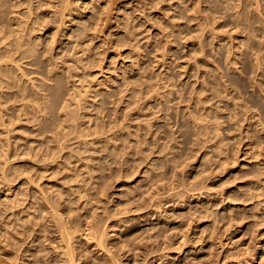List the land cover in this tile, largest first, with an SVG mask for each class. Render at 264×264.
<instances>
[{"label": "rangeland", "instance_id": "1", "mask_svg": "<svg viewBox=\"0 0 264 264\" xmlns=\"http://www.w3.org/2000/svg\"><path fill=\"white\" fill-rule=\"evenodd\" d=\"M68 2L63 22L39 0H0V98H11L10 108L0 99L7 112L0 143L20 146L11 177L21 174L13 167L28 168L37 182L0 178V257L6 264L17 257L12 234L28 219L20 203L29 188L36 200L47 195L56 207L62 200L64 216L73 207L65 219L75 220L69 230L81 229L72 233L81 254L94 249L81 235L93 223L100 232L108 227L106 244L121 241L117 251L129 240L133 250L118 253L122 264H264V0ZM21 108L30 118L18 115ZM8 199L15 208L8 210ZM34 208L31 222L45 223L43 207ZM51 235L45 246H23L24 263H16L34 264L42 246L50 256L60 234Z\"/></svg>", "mask_w": 264, "mask_h": 264}, {"label": "bare ground", "instance_id": "2", "mask_svg": "<svg viewBox=\"0 0 264 264\" xmlns=\"http://www.w3.org/2000/svg\"><path fill=\"white\" fill-rule=\"evenodd\" d=\"M38 1V0H37ZM42 1H44V0H39V2L41 3H38V4H40L41 5V7H40V5H39V7L40 8H48V6H50L49 8H54V10L56 9L57 10V13L59 12L61 15L60 16H62L61 17V19L63 18V22H64V18H66V16H68L67 15V13H66V11H68V7H70V2H72V1H70V2H68L69 0H59L60 1V3H59V5L57 6L56 4H53V2L54 1H56V0H51V1H49V0H46V1H49V3L47 4V6L46 7H44V5L42 4ZM45 1V2H46ZM35 2V1H34ZM67 2V3H66ZM20 3H21V1H20ZM32 4H34V3H32ZM63 4H65V5H63ZM66 5H69V6H66ZM27 6H29V4L27 5ZM32 8H34V6L33 7H30L29 9L31 10V13H33L34 11H32L33 9ZM40 8H37L36 10H39ZM47 10V9H46ZM55 10V11H56ZM48 11V10H47ZM54 11V12H55ZM69 12V11H68ZM35 13V12H34ZM33 13V14H34ZM38 13V12H37ZM39 13H41L42 14V12H39ZM45 13H47V12H45ZM44 13V14H45ZM71 13H72V11H71ZM41 14H38V15H41ZM74 14V13H73ZM32 15V14H31ZM51 15V14H50ZM71 15V14H70ZM34 16V15H33ZM37 16V15H36ZM36 16H34V18H37ZM51 16H55V18H59V17H56V15L55 14H53V15H51ZM50 16V17H51ZM57 16H58V14H57ZM41 17H42V15H41ZM45 17H47V16H45ZM49 17V18H50ZM43 18V17H42ZM49 18H44L45 20H44V25H45V27L47 26L46 24H50L49 22ZM38 19H39V17H38ZM38 19L35 21L34 19V21L37 23L38 22ZM54 19V18H53ZM53 19H52V21H53ZM60 19V18H59ZM32 20V21H33ZM47 20V21H46ZM57 20V19H56ZM30 21H31V19H30ZM39 22H40V20H39ZM38 22V23H39ZM47 22V23H46ZM33 23V22H32ZM35 23V24H36ZM37 23V24H38ZM41 23H42V21H41ZM40 23V25L38 24L37 26H40V27H38L39 29L41 28V27H43V25ZM62 23V22H61ZM35 24H33L34 26H36ZM84 24V23H83ZM86 24V23H85ZM60 25V24H59ZM58 25V26H59ZM73 25V24H72ZM37 26H36V28H37ZM61 26V25H60ZM49 27V26H48ZM91 27V28H90ZM97 27H98V22H97V26L95 25V28L97 29ZM44 28V27H43ZM42 28V29H43ZM60 28V27H59ZM95 28L94 27H92L91 25H89V28H86V29H88L90 32H91V30L94 32V33H96V31L97 30H95ZM46 29V28H45ZM86 29H84V28H81V30H84V32L86 33H83V31H82V33L84 34L83 36H87V34H89V33H87L88 32V30H87V32L85 31ZM91 29V30H90ZM94 29V30H93ZM40 31V30H39ZM61 31V30H60ZM56 32H57V30H56ZM56 32H54V33H56ZM67 32V31H66ZM72 32H74L73 33V36H74V34L75 35H77L78 37H79V35L81 34H77V32L76 31H72ZM53 33V32H52ZM94 33H92V34H89V35H91V37H92V35L94 34ZM69 34V33H68ZM53 35V34H52ZM55 35V34H54ZM53 35V36H54ZM57 35V34H56ZM55 35V36H56ZM88 35V36H89ZM52 36V37H53ZM66 36V35H65ZM72 36V37H73ZM93 36H95V35H93ZM75 37V36H74ZM80 37H82V35L80 36ZM90 37V38H91ZM77 37H75V39H76ZM88 38V37H87ZM96 38V37H95ZM94 38V39H95ZM56 38H54V39H52V41L53 40H55ZM77 39H79V38H77ZM84 37L80 40V41H83L84 42ZM92 40H94L93 39V37L91 38ZM64 40V39H63ZM78 40V41H79ZM85 40H86V37H85ZM87 40H89L90 41V39H87ZM91 40V41H92ZM96 40V39H95ZM79 41V42H80ZM90 41V42H91ZM87 42V41H86ZM93 42V41H92ZM52 43H54V41L52 42ZM84 44V43H83ZM51 46H53V45H51ZM79 46H81L80 44H79ZM89 47V46H88ZM53 48V47H52ZM90 48V47H89ZM88 48V49H89ZM82 49V48H81ZM19 51H21V50H18V52ZM21 53H23V54H25L26 52H21ZM55 54V53H54ZM91 57V56H90ZM87 59H90V58H87ZM83 61V60H82ZM90 61V60H89ZM90 62H92V61H90ZM82 63V64H81ZM80 64L81 65H83V64H85V62L83 63V62H81ZM86 63H87V61H86ZM79 64V62L78 63H76L75 65L76 66H78V65H80ZM88 64V63H87ZM89 64H93V63H89ZM86 65V64H85ZM85 65H83V67H87V66H85ZM83 67H81L82 69H84ZM67 68H69V67H67ZM78 68V67H77ZM71 69V68H70ZM69 71V70H68ZM245 72H247L246 70H245ZM2 80V79H1ZM241 84V83H240ZM7 85V87L8 88H10L11 86L10 85H8V84H6ZM3 86H5V85H3ZM241 86V85H240ZM6 87V86H5ZM6 87V88H7ZM12 88H14V86L12 87ZM19 89V88H18ZM24 88H22L21 87V89H19L18 91H20L21 90V92H20V95L17 93L16 94V92H15V94L17 95V97H18V95L19 96H21L22 94H24V93H22L23 91H27V90H23ZM8 90H10V89H8ZM47 90V89H46ZM10 92V91H9ZM12 92V91H11ZM27 93V92H26ZM26 93H25V96H26ZM199 94V93H198ZM6 95V96H5ZM5 95H3V96H5L6 98H7V96L8 97H10L9 96V94H5ZM14 95V94H13ZM23 96V95H22ZM24 96V97H25ZM11 97H14V98H16L15 96H11ZM2 99L4 98V97H1ZM0 98V99H1ZM23 98V97H22ZM11 99V98H10ZM9 99V100H10ZM9 100L7 101L8 103H10L9 102ZM19 99H17V101H18ZM24 100V99H23ZM23 100H21V101H23ZM2 101H4L5 102V98H4V100H2ZM14 101H15V99H14ZM17 101H15V102H17ZM3 102V104H5L6 103V105L8 106V103L7 102H5L4 103ZM2 104V102H0V108H1V106L3 105ZM66 104V108L64 107H62L61 106V108H62V110L63 109H65V111H66V109H67V111H68V108H67V105H69L68 103H65ZM6 105H3V106H6ZM2 106V107H3ZM10 106V105H9ZM8 106V107H9ZM24 107V106H23ZM31 107V106H30ZM40 107H42V106H40ZM69 107V106H68ZM10 108V107H9ZM9 108L7 109V107L5 108L4 107V109L7 111V110H9ZM24 108H27V109H25V110H28V108H29V106L27 107V106H25ZM23 108V109H24ZM39 108V107H38ZM49 108V107H48ZM51 108H52V106L49 108V110H51ZM31 108H29V110H30ZM11 110V109H10ZM21 110H22V108H21ZM28 110V111H29ZM42 110H44V107H43V109ZM41 110V111H42ZM70 110V109H69ZM39 111H40V109H39ZM40 111V112H41ZM10 111H8V113H9ZM20 112L22 113V112H24V114L25 115H27V116H25V115H23V117H21L22 119H24V117H27V118H30L29 116H28V114L24 111V110H22V111H18V113H16V115L18 114V115H20ZM30 112V114L31 115H34V113L33 112H35V111H29ZM39 112V113H40ZM71 112V111H70ZM7 113V112H6ZM6 113H4V110L2 109V110H0V117H1V121H2V119H4L5 118V115H6ZM33 113V114H32ZM67 113H69V111L67 112ZM67 113H66V116H67ZM23 114V113H22ZM35 114H36V116H37V113L35 112ZM8 115V114H7ZM11 112H10V114H9V117L10 118H12L11 116ZM13 115V114H12ZM14 115H15V113H14ZM13 115V116H14ZM15 115V116H16ZM18 115L16 116V117H18ZM30 115V116H31ZM70 115H72V114H68V116H70ZM262 115H263V113H262ZM262 115H261V117H262ZM14 116V117H15ZM9 117H7V118H9ZM35 117V116H34ZM71 117V116H70ZM72 117H73V115H72ZM74 117H75V115H74ZM10 118L8 119V120H10ZM18 118H20V116L18 117ZM20 118V121L22 120ZM26 118V119H27ZM37 118H38V116H37ZM14 119H16V118H14ZM74 119V120H73ZM75 119L76 118H72V120L73 121H75ZM4 120H7V119H4ZM29 120H32V119H29ZM29 120H27L28 122H29ZM34 120H36V118H34ZM34 120H32V121H34ZM38 120H40L39 118H38ZM58 119H56L55 121H57ZM68 120V119H67ZM77 120V119H76ZM17 121H18V119H17ZM17 121H14L15 123L17 122ZM25 121V120H24ZM23 121V122H24ZM24 122V123H28V122ZM31 121V122H32ZM64 121V120H63ZM66 121V120H65ZM3 122V121H2ZM7 121H5V122H3L2 124H4L5 126L7 125V123H6ZM22 122V121H21ZM10 123L11 124H15V123H13V120L12 121H10ZM18 123V122H17ZM30 123V122H29ZM48 123H49V121H47V125H48ZM57 124H58V126L59 125H62V126H64V122L62 123V122H56ZM55 123V124H56ZM59 123H62V124H59ZM66 123V122H65ZM45 124V123H44ZM51 124H49V126H50ZM40 126H42L41 124H40ZM44 127L46 126V125H43ZM42 126V128H44ZM48 126V127H49ZM69 126V125H68ZM61 128H63V127H61ZM97 128H98V126H97ZM14 130V129H13ZM63 131H64V128L62 129ZM9 131V130H8ZM62 131V133H58L59 134V136H63V138L65 137H67V136H70V135H66L65 136V133H69L70 134V132H63ZM9 132H12L11 130L9 131ZM93 133V132H92ZM94 133H95V131H94ZM57 134V135H58ZM62 134V135H61ZM89 135H90V133H88ZM87 135V134H86ZM8 136H10L9 135V133H8ZM11 138H13L12 136H11ZM58 138V137H57ZM68 138V140H69V137H67ZM62 139V138H61ZM71 139V138H70ZM14 140H16L15 138H14ZM59 140V139H58ZM62 140H65V139H62ZM2 141H3V139H2ZM14 141L12 140V141H8V138H7V140H6V143H7V146H5V147H7V148H5L3 145H0V147H1V149H0V178L2 179V182L4 181V182H6V184L7 183H9V182H11V181H17V180H19V179H17V176L19 175H16V178L14 177V178H12L11 177V174L13 175V171L12 170H14V169H11V168H9V167H11V164L13 165V161H11V159L12 158H15L16 156H14V154L12 155V153H16V154H19V150H20V148L18 149V147H20V146H17V144H18V142L16 141V146H17V148L16 149H18V151L17 152H15V145H14V143H13ZM3 143V142H2ZM2 143H0V144H2ZM5 143V144H6ZM4 144V143H3ZM4 144V145H5ZM51 145H53V144H51ZM2 146L4 147V148H2ZM63 147H65V146H63V144H62V147L61 148H63ZM3 149H5L6 150V152H4V150ZM66 149V148H65ZM39 150H41V149H39ZM56 150V149H55ZM42 151V150H41ZM44 151V150H43ZM42 151V152H43ZM62 151H63V149H62ZM45 152V151H44ZM55 154L57 153V152H55V151H53ZM53 152H52V156H54L53 155ZM15 154V155H16ZM45 154V153H44ZM43 154V155H44ZM48 155H50V154H48ZM13 156V157H12ZM51 156V157H52ZM19 157V156H18ZM30 157H31V155H30ZM56 157H58V156H56ZM55 157V159L54 160H52V161H56L58 158H56ZM61 157V156H60ZM63 157V156H62ZM60 158V159H63V158ZM79 157V156H78ZM33 159H35L34 158V156L32 157ZM31 158V159H32ZM81 158V157H80ZM32 159V160H33ZM51 159H53V158H51ZM65 160V159H64ZM64 160H62V161H64ZM79 160H81V159H78V161ZM9 162H11V164L9 163ZM66 162V160L63 162V163H65ZM67 162H73L74 163V161H69V160H67ZM66 162V163H67ZM59 163V162H58ZM57 163V164H58ZM62 163V164H63ZM10 166H9V165ZM68 164V163H67ZM58 165H60V164H58ZM69 165V164H68ZM64 166V165H63ZM62 166V167H63ZM70 166L72 167V166H75V165H71L70 164ZM8 167V168H7ZM13 167V166H12ZM60 167H61V165H60ZM65 167V166H64ZM68 167V166H67ZM76 167V166H75ZM74 167V168H75ZM13 168H17L15 171V173H21L19 176H21L22 178H24L23 176H28L27 178H26V180H23L24 181V183L25 184H27V183H29V184H34V182H36V179H34L33 177L34 176H32L33 174H32V172L31 171H27L26 169H28V168H26V169H23V168H18V167H13ZM59 168V167H58ZM11 169V170H10ZM21 169H23V170H21ZM67 169H69V168H67ZM67 169H65V170H67ZM20 170V171H19ZM30 170V169H29ZM60 170H61V168H60ZM75 170V169H74ZM19 171V172H18ZM22 171V172H21ZM69 171V170H68ZM70 171H71V169H70ZM259 171V170H258ZM13 172V173H12ZM29 172H31V174L29 173ZM22 174H24V175H22ZM25 174H27V175H25ZM80 174V173H79ZM258 174H259V172H258ZM15 175V174H14ZM260 175V174H259ZM20 177V178H21ZM257 177H259V176H257ZM259 179H260V177H259ZM26 181V182H25ZM158 182H160V181H158ZM158 182H156L155 181V183L154 184H156V183H158ZM37 183V182H36ZM35 183V184H36ZM153 184V185H154ZM36 185H38V184H36ZM159 185V184H158ZM80 186V185H79ZM155 186V185H154ZM264 186V185H263ZM156 187L158 188L159 187V189H161L160 187H161V185H159V186H157V184H156ZM83 187H81V189H82ZM154 189H156L155 187H153ZM264 188V187H263ZM78 189V188H77ZM79 189H80V187H79ZM158 189V190H159ZM84 190V189H83ZM83 190H81V191H83ZM77 191V190H76ZM80 192V191H79ZM158 192V191H157ZM264 191H262V193H263ZM77 193V192H76ZM81 193V192H80ZM261 193V192H260ZM261 193V194H262ZM86 195L87 193H83L82 194V196L83 195ZM80 195V194H79ZM89 195V194H88ZM260 195V194H259ZM258 195V196H259ZM264 195V193L262 194V196ZM45 197H42V198H39L38 200H36L37 198H36V195L34 194H32L31 193V190L29 189V188H26V191H25V194H24V196H23V199H21V200H23V202L24 203H20V205H24V208H23V211L25 212V215H27L26 216V218L28 217V219H26V222H25V220H24V224H23V222H22V224H20L21 225V227H18V231L17 232H15L14 234H12V237L13 238H15V239H17V242H15V240L13 239V242L11 243V246H13L14 248H12L11 249V251H12V254H13V256H16L17 255V257H16V259H15V257H12V260H14V261H12V263L11 264H17L16 262H18V261H20L21 260V258H22V255H23V253L25 252V246H31V245H33L34 243L35 244H37L38 242H41V243H39V244H42V245H44L45 246V244H43L44 242H42V241H45V243H49V241H47L46 242V240H48V238L50 237L49 235H51L52 233H56V234H60V235H58V241H55L54 239L55 238H53V240H54V242H56V245L57 246H53V248L50 250L51 252L49 253L50 254V256L49 255H47L48 253L47 252H49V251H47L46 253L47 254H42L45 250H49V248H47V247H45L43 250L40 248L39 250L41 251H39V250H36V251H39L40 253H41V256H40V258H39V255H40V253H39V255H38V253L37 254H32L31 256L32 257H30V259L31 258H33L35 255H37L38 256V258L40 259L39 261H38V263L39 264H122V261H123V256L121 257L120 256V254H122V253H120V251H122L123 253H124V251H125V249L126 248H128L127 250H133V249H131V247L130 246H128V244H130V242H129V240L127 239V240H125V242L127 243H125L127 246H125V244L123 245V247H121L120 248V250H118L117 251V249H119V245H120V242H117L118 244L116 245V244H114V242H116V240L113 242V243H111L110 245L109 244H106V238H105V227H106V225H104L103 227H104V231H102V232H100V231H98L97 229H99V228H95V226L93 225V223H91L92 225H88L87 227H86V229H85V231H84V229H83V233L81 234V235H83L84 237H83V239H85V241H86V243H91L92 244V246H94V249L93 250H90L89 252H90V254H93V253H91L92 251L94 252V250H98L99 252H102V254H100L99 252H97V253H99L100 255H98V256H96L95 258H93L91 261L89 260V256H91L90 254H87V255H85L86 254V252H84V253H82L81 254V247L82 246H80V245H75V244H73V245H75V246H73L72 245V240L74 241V239H72V237H74L73 235L74 234H72V233H74V230H77V229H80V228H78L77 227V229H74V230H69V227L72 225L71 224V219L70 220H68L69 218H71V216L72 215H67V212H66V214H65V216L67 215V216H70L68 219H67V221H66V217L64 216V213H63V211H61L62 209H60V208H58L63 202H62V200H57L58 202L59 201H61V202H59L58 203V207H56V206H53L54 204H51V202H49V200H51V199H48L46 196L47 195H44ZM82 196H79V198H82ZM261 196V195H260ZM39 197H41V196H39ZM61 198H62V196H60ZM59 197V198H60ZM68 199V198H67ZM69 200H72L71 198L69 199ZM69 200H66V201H69ZM8 202H9V204L7 205V208H8V210L9 209H11V208H15L16 207V205H17V203H16V201H12V203H10L11 201H10V199H8L7 200ZM32 201V202H31ZM55 201V200H54ZM56 201V202H57ZM34 202H36L37 203V205H35V204H33ZM53 202V201H52ZM72 202V201H71ZM67 203L68 202H66V205H67ZM215 203V202H214ZM214 203H212V204H214ZM38 204H40V206L38 205ZM51 204V205H50ZM29 205V206H28ZM68 205H70V202H69V204ZM43 207L42 208V210H43V213H45L46 215L45 216H42V221H44L45 220V223H42V224H40L41 223V221L39 222V224H40V231H37V232H42V233H46L45 235L44 234H42V233H40L41 235H38V236H42L43 237V239L40 241V238H37L36 236H37V234H39V233H37V234H35L34 232H36V230H39V229H35V225H36V227H37V223L36 224H34L33 222H34V219L32 220V222H31V217H30V215L32 216V214L34 213L33 211H32V209L34 208V207ZM64 206V205H63ZM65 207V206H64ZM68 207H71V205L70 206H68ZM72 209H73V207H71ZM35 209V208H34ZM48 209H51V210H49V211H51V212H49L48 211ZM66 209V208H65ZM69 209V208H68ZM72 209H69L70 210V212L72 211H74V210H72ZM124 209H127V207L126 208H124ZM129 209V208H128ZM127 209V210H128ZM42 210H41V212H42ZM64 210V209H63ZM75 210H79V208L78 209H75ZM122 210V209H121ZM37 211H38V209H37ZM36 210H35V212H37ZM123 212H121V214H123V213H125L124 212V210H122ZM129 212H130V210H128ZM27 212V213H26ZM33 212V213H32ZM70 212H68V213H70ZM20 214V211H15L14 212V214ZM118 213V212H117ZM70 214H72V213H70ZM120 214V213H119ZM125 214H127V213H125ZM44 215V214H43ZM48 215V216H47ZM114 216H116L115 214H113ZM112 216V215H111ZM114 216H112V217H114ZM38 217H39V215H38ZM237 217L235 216V217H233V219H236ZM44 219V220H43ZM48 219V220H47ZM72 219H74V218H72ZM138 219V218H137ZM195 219V218H194ZM193 219V220H194ZM260 219H262L261 217L259 218V220ZM122 220V218L121 219H119V221H121ZM126 220H128V219H126ZM136 220V219H135ZM134 220V223H136L137 221H135ZM232 220V219H231ZM118 221V222H119ZM125 220L123 219V221H121L120 223L121 224H123L124 225V222ZM196 221V220H195ZM261 221V220H260ZM51 223V224H49V223ZM165 222V221H164ZM69 223L71 224V225H69ZM73 223V225L71 226L72 228L74 227V224H75V220H74V222H72ZM88 223V222H87ZM90 223V222H89ZM88 223V224H89ZM116 223V225L118 224L117 222H115ZM130 223V222H129ZM138 224H139V222H138ZM260 224H262V223H260ZM120 224H118V226H119ZM127 225H129V227H130V225L131 224H128V222H127ZM136 225V224H135ZM132 226V225H131ZM70 227V228H71ZM80 227V226H79ZM132 227H134V226H132ZM131 227V228H132ZM136 227H138V226H136ZM135 227V228H136ZM21 228V229H20ZM75 228V227H74ZM106 228H108V227H106ZM124 228V227H123ZM140 228V227H139ZM101 230H103V228L101 227L100 228ZM127 229V228H126ZM81 230V229H80ZM79 230V231H80ZM123 231H119V233L120 232H123V233H121V234H124V229H122ZM134 230V229H133ZM136 230V229H135ZM47 231L49 232V233H47ZM78 231V232H79ZM107 231V230H106ZM118 231V230H117ZM116 231V232H117ZM132 231V230H131ZM82 232V231H81ZM76 233V232H75ZM107 233V232H106ZM127 233H129V232H127ZM56 234H53V236H55ZM131 234V233H130ZM129 234V235H130ZM128 235V234H127ZM128 235V236H129ZM182 235V234H181ZM18 236H20V237H18ZM52 236V235H51ZM52 236V237H53ZM107 236V235H106ZM122 236V235H121ZM128 236H126L125 238H127ZM168 236V235H167ZM51 237V238H52ZM185 237V236H184ZM136 238V237H135ZM45 239V240H44ZM118 239V238H117ZM183 239V242L185 243V239L184 238H182ZM50 240V239H49ZM53 240H50V244H52V243H54V242H52ZM124 240V239H123ZM119 241V240H118ZM37 242V243H36ZM14 243V244H13ZM74 243V242H73ZM140 243V242H139ZM220 243V242H219ZM38 244V245H39ZM112 244H114V245H112ZM123 244V243H122ZM86 245H88V244H86ZM131 245V244H130ZM23 246H24V248H23ZM46 246H48V244H46ZM80 246V247H79ZM110 246V247H109ZM115 246H117V248L115 247ZM121 246V245H120ZM36 247V246H35ZM38 248H39V246H37ZM36 247V248H37ZM50 247V246H49ZM87 247V246H86ZM85 247V248H86ZM27 248V247H26ZM47 248V249H46ZM51 248V247H50ZM84 248V249H85ZM29 249V248H28ZM83 249V248H82ZM13 250H14V252H16L17 254L15 255L14 253H13ZM126 250V251H127ZM2 251V249L0 248V252ZM7 251H9V250H7ZM29 251V250H28ZM35 251V250H34ZM4 252H5V249H4ZM30 252V251H29ZM88 252V253H89ZM28 253V252H27ZM33 253V252H32ZM118 253H120V254H118ZM137 253V252H136ZM9 254H11V253H9ZM30 254L31 253H29V256H30ZM2 255V254H1ZM34 255V256H33ZM85 255V257L86 258H84L83 256ZM95 255V254H94ZM102 255V256H101ZM24 256V255H23ZM37 256H35V258L37 257ZM46 256H49V257H46ZM28 257V256H27ZM82 257H83V259H87V257H88V260H86V261H82ZM120 257L122 258V261L120 260ZM35 258H33L34 260H35V262L37 261ZM96 259V260H95ZM6 261L5 259H2L1 257H0V264H6V262H4V261ZM23 260V259H22ZM20 261V262H22V263H24L23 261ZM24 260H27V258L25 259L24 258ZM33 260V261H34ZM11 262V261H10ZM27 262V261H26ZM30 262H32V261H30ZM29 262V263H30ZM34 262V264H36ZM125 262H123V264H124ZM129 263V262H128ZM127 263V264H128ZM8 264V263H7ZM18 264H20V263H18ZM27 264V263H26ZM31 264H33V263H31ZM138 264H141V263H138ZM144 264V263H143ZM150 264V263H149Z\"/></svg>", "mask_w": 264, "mask_h": 264}]
</instances>
